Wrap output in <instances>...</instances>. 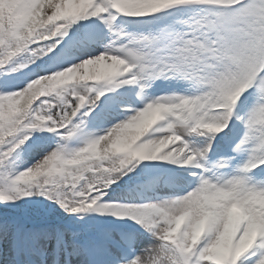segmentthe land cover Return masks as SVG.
Listing matches in <instances>:
<instances>
[{"label":"snow or ice","instance_id":"obj_1","mask_svg":"<svg viewBox=\"0 0 264 264\" xmlns=\"http://www.w3.org/2000/svg\"><path fill=\"white\" fill-rule=\"evenodd\" d=\"M0 264H264V0H0Z\"/></svg>","mask_w":264,"mask_h":264}]
</instances>
